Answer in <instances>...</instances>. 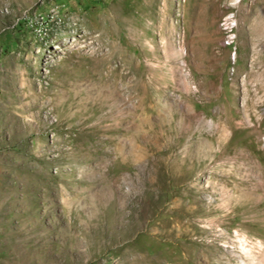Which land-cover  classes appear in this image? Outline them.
Returning a JSON list of instances; mask_svg holds the SVG:
<instances>
[{
  "label": "rangeland",
  "instance_id": "rangeland-1",
  "mask_svg": "<svg viewBox=\"0 0 264 264\" xmlns=\"http://www.w3.org/2000/svg\"><path fill=\"white\" fill-rule=\"evenodd\" d=\"M0 264H264V0H0Z\"/></svg>",
  "mask_w": 264,
  "mask_h": 264
}]
</instances>
